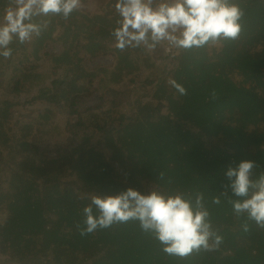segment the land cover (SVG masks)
Wrapping results in <instances>:
<instances>
[{
	"label": "trees",
	"instance_id": "16d2710c",
	"mask_svg": "<svg viewBox=\"0 0 264 264\" xmlns=\"http://www.w3.org/2000/svg\"><path fill=\"white\" fill-rule=\"evenodd\" d=\"M234 2L245 11L241 36L235 41L221 40L220 48L211 56L213 61L206 57L207 46L182 50L168 64L165 74L169 80L151 83L149 101L136 98L131 108L121 112L114 106L117 101L109 100L112 106L102 109L106 114L102 119L113 127L103 123L100 129L102 150H113L111 160L103 158L96 143L81 144L69 157L72 168L67 177L75 178L61 181L49 165L36 164L33 154L29 158L35 162L31 159L30 165L18 164L17 155L20 150L27 151L26 142L21 139L18 142L22 147L6 152L14 127L8 133L0 130V145L7 143L0 151V251L8 256L7 264H264V230L245 216H235L228 199L220 196L222 185L228 183L225 172L229 166L235 168L242 160H252L259 165L254 169V178L264 173V0ZM116 3L94 18L101 21L97 42L92 38L94 26L82 34L86 30L83 24L75 23L78 15L74 11L64 31L79 30L77 37L80 35L82 40L74 42L70 50L63 49L56 59L71 64L70 53L74 55L83 41L89 51L105 50L100 43H116L110 34L118 27L114 18L118 15ZM6 4L7 0H0V12ZM109 15L112 18L108 20ZM54 20L62 26L66 19L59 15L35 18L36 23L48 21V27L39 37H33L32 44L40 46L50 39L57 28ZM19 44L10 45L12 61L25 52H18L24 48ZM109 48L111 52L106 49L103 53L115 55L116 65L102 70V85H136L134 90L138 92L139 73L149 68L148 59L138 58L130 48ZM10 61L11 57L0 56V64L7 68ZM19 65L24 70L29 68L26 62ZM80 71L71 77L66 73L63 78H53L48 86L39 88L35 99L80 120L78 94L95 90L91 85L94 71L86 77ZM15 72L20 75L13 78L12 91L18 94L24 78L22 71ZM233 78H239L243 87L237 86ZM68 80L72 86L61 91ZM172 81L182 85L187 95H180ZM213 91L215 100L211 99ZM9 159L17 172L1 167ZM57 159L62 161L59 167L69 163L62 155L53 164L59 162ZM58 171L62 173L63 169ZM148 183L166 194L185 192L194 197L196 192H203L213 228L223 237L219 250L201 251L186 258L169 256L156 240L141 231L136 221L80 235L77 224L84 226L83 208L90 204L92 196L114 195L129 187L148 193ZM215 196H220L219 205L211 203ZM94 215H98L95 209ZM245 223L249 225L248 232L243 230Z\"/></svg>",
	"mask_w": 264,
	"mask_h": 264
},
{
	"label": "clouds",
	"instance_id": "9594fccd",
	"mask_svg": "<svg viewBox=\"0 0 264 264\" xmlns=\"http://www.w3.org/2000/svg\"><path fill=\"white\" fill-rule=\"evenodd\" d=\"M82 7L83 0H7L0 19V56H12L14 40L24 44L46 30L48 21L36 23L35 18L59 15L68 19ZM115 11L120 19L110 34L120 51L143 47L154 52L163 42L169 49L190 50L221 40L235 41L241 36L245 17L244 9L234 0H117ZM172 83L180 95H187L182 85ZM216 98L213 91L211 99ZM257 168L252 160H242L235 168L229 166L225 172L228 183L222 185L220 196L228 199L235 216H245L264 230V173L254 178ZM159 175L163 179L164 174ZM220 196L213 197L211 203L219 205ZM83 215L84 226L77 224L81 236L136 221L169 256L186 258L201 251H217L223 243L213 228L203 192L193 197L185 192L142 193L129 187L114 195L92 196ZM243 230L249 231L247 223Z\"/></svg>",
	"mask_w": 264,
	"mask_h": 264
},
{
	"label": "rangeland",
	"instance_id": "374dc122",
	"mask_svg": "<svg viewBox=\"0 0 264 264\" xmlns=\"http://www.w3.org/2000/svg\"><path fill=\"white\" fill-rule=\"evenodd\" d=\"M111 1L113 3L117 2L116 0H83V7L75 11L78 15V19H75L76 24H83L84 30L94 26L91 30L93 31L92 38L95 39V42L98 41L97 32L101 21L99 19L95 20L94 18L96 16H101L106 10H111V4H113H110ZM2 15L3 10L0 12V19H2ZM111 18L112 16L109 15L108 20ZM114 18L117 20L120 19L118 15H115ZM39 19L41 20V16ZM53 23L57 28L47 42L39 46L36 43L32 44V39L30 42L22 44L24 47H21L22 50H18V52L22 53L24 49L25 52L23 54H25V56L23 54L18 55L17 61H12L13 56H11V61L8 62L10 63L8 68L4 63L0 64V122L3 126L0 130H2V133H8V130L14 127L13 131L9 133L10 139L12 138V140L7 142L8 144L1 143L0 151L3 146L7 144L5 148L6 152H15L19 147H22L20 146V142H18L22 139L26 142L27 151L20 150L17 155L18 164L28 163L30 165L31 159L35 162L34 158H29V156L33 154L36 158V164H42L43 167L49 165L50 170L54 172L55 175L59 176L61 181H71L75 177H67L72 168V162L69 157L81 144L85 146L86 144L90 145L96 143L97 149L100 150L101 155L103 153V158L111 160L113 150L108 147L102 150L103 132L100 128L105 122L102 117L106 115L102 113V109H104V111L110 109L109 107L112 106L110 101H117L114 106L121 112H124L132 107L131 103L135 102L136 98L149 101L148 99L153 93L151 83L157 81L162 83L169 80V76L165 74L167 68H169L168 64H170L171 60L176 58V55L182 50L169 49L166 42L161 43L154 52L145 50L143 47L135 49L130 48L134 50V53L138 54V58L148 59L149 68L145 67V69L139 73L141 83H139L140 87L138 88V92L134 90L136 85L106 87V83L102 85V70H107V68L116 65V57L115 55H110L109 53L105 54L103 52L106 49L111 52L112 49L109 47L115 48L116 43H100L102 47L106 48L105 50L102 48L100 50L89 51V45L87 42L83 41L80 47H76V53L74 55L70 53L72 57L71 60L66 58L72 63L66 64L65 62L68 61H62L61 58H56L62 55L64 52L63 49L70 50V47L72 48L74 46V42L76 44L77 41H81L82 37L80 35L77 37V34H80L78 33L79 30L78 32L64 31L67 19L64 21V25H62L63 27L59 25L58 20H54ZM88 32L89 29L82 34ZM13 42H15L16 47L20 45L16 40ZM220 46L221 41L215 45H207L205 53L208 61H213L211 56ZM34 49L36 53L33 52ZM29 58H31L33 62L30 63ZM24 62L29 66L26 70L19 65V63ZM64 63L66 65H64ZM51 66L52 69L50 68ZM16 70L22 71L24 78L21 82L22 90L18 94H16L17 91H12L13 78L20 75L15 72ZM79 71L82 77H86L89 72L94 71V73L91 74L93 76L91 85L95 88L92 92L88 91L82 95L78 94V98L80 97L78 100L80 120H78L77 117L62 113L63 111H60L59 107L55 105L45 103L41 99H35L39 88L41 86H48L53 78H63L66 73H69V77H71L74 74H78ZM239 78H233L232 80L237 82V86L242 88L243 85L242 82L239 81ZM99 80H101L100 86H98ZM70 86H72V83L68 80L66 85L60 88V90L62 91ZM249 87V85H245L246 89H249ZM113 117H115V115H113L112 118ZM104 124L109 128L113 127L110 121ZM70 132H73V134ZM56 151H58V155H56ZM62 155L67 156L69 163L59 167L62 161L57 159L59 162L53 164V161H55L58 156L60 157ZM1 167L8 172H17V167H15L11 159L6 160ZM59 168L63 169L62 173H59ZM145 188L147 192L157 190V188L152 187L150 183H148ZM2 217L3 215L0 212V220ZM7 257L8 256L0 251V264H7Z\"/></svg>",
	"mask_w": 264,
	"mask_h": 264
}]
</instances>
